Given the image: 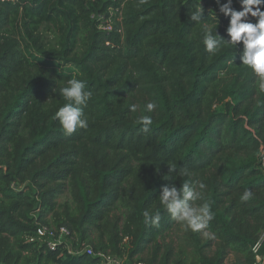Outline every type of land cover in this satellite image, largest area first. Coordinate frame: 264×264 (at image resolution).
I'll list each match as a JSON object with an SVG mask.
<instances>
[{
	"label": "trees",
	"instance_id": "trees-1",
	"mask_svg": "<svg viewBox=\"0 0 264 264\" xmlns=\"http://www.w3.org/2000/svg\"><path fill=\"white\" fill-rule=\"evenodd\" d=\"M201 6L227 39L216 0H0V264H100L27 242L38 224L128 264H224L230 253L264 264L252 251L264 232V91L241 64L242 44L205 51L190 19ZM70 79L92 96L88 127L69 135L54 113ZM200 182L195 206L214 218L192 232L159 195ZM177 225L192 249L174 255L160 241Z\"/></svg>",
	"mask_w": 264,
	"mask_h": 264
},
{
	"label": "clouds",
	"instance_id": "clouds-1",
	"mask_svg": "<svg viewBox=\"0 0 264 264\" xmlns=\"http://www.w3.org/2000/svg\"><path fill=\"white\" fill-rule=\"evenodd\" d=\"M219 4V12L229 17V24L226 29L227 39L221 36L218 31L213 29L204 21L203 7L197 8L190 15L191 21L202 25V43L205 51L215 55L222 47L231 45L237 47L243 46L240 55L241 64L247 66L257 77L258 87L264 91V0H238L240 10L232 7L233 0H227V3ZM255 20V23L251 22ZM86 84L81 79H70L67 86L60 89V94L66 101L54 113V118L59 121L60 126L66 134L74 133L78 128L86 129L88 120L84 116L83 107L90 100L92 93L86 91ZM157 108L155 102H149L146 105L148 112ZM131 111H136V106H131ZM138 123L142 125L141 131L147 133L152 124L151 117L141 115ZM176 171L175 165L168 166V172ZM185 174L184 172L181 175ZM206 185L200 182L199 191L184 183L179 188L175 185L164 186L160 192L159 200L168 211L171 219L181 223L187 230L199 232L209 226L214 218L210 206L204 203L201 206H195V202L202 197V191ZM251 190H245L241 196L242 201H248L252 197ZM145 221L149 220L153 226H158L159 214L151 216L148 211L144 212Z\"/></svg>",
	"mask_w": 264,
	"mask_h": 264
},
{
	"label": "built area",
	"instance_id": "built-area-1",
	"mask_svg": "<svg viewBox=\"0 0 264 264\" xmlns=\"http://www.w3.org/2000/svg\"><path fill=\"white\" fill-rule=\"evenodd\" d=\"M104 29L108 30L109 28ZM12 187L14 189L16 186ZM16 189L18 188L16 187ZM27 242H35L38 244V246H45L50 250H60L61 255L63 253H67L73 256L81 254L94 256L99 258L100 264H128L126 257H118L102 252H94L91 247L84 243H80L77 238H74V236L71 235L65 227L54 228L51 226L38 224L33 235L27 238ZM259 248L260 242L253 246L252 251L256 255V261L261 263V256L259 258Z\"/></svg>",
	"mask_w": 264,
	"mask_h": 264
},
{
	"label": "rangeland",
	"instance_id": "rangeland-1",
	"mask_svg": "<svg viewBox=\"0 0 264 264\" xmlns=\"http://www.w3.org/2000/svg\"><path fill=\"white\" fill-rule=\"evenodd\" d=\"M42 30H44V33L49 36L51 32H49L48 30H46L45 28H42ZM64 200H68V196L67 194H64L63 196H61L58 201H64ZM49 219V217H48ZM183 228L181 225H177L176 227H174V229L170 232H168L166 234V237L160 241L162 248L164 249L165 245H169L172 248V252L174 255H177L179 251L181 250H188L190 251L192 248L190 246L187 245L188 241H185L184 236H183ZM264 241V232L262 233L261 237H260V242L263 243ZM214 249L215 247H213L208 253L209 254H213L214 253ZM261 253V248L259 249V258L261 256V258L263 259V254L264 252ZM236 258L233 254H229L227 259L225 260L224 264H234Z\"/></svg>",
	"mask_w": 264,
	"mask_h": 264
}]
</instances>
